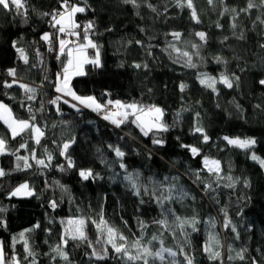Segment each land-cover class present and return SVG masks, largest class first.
Wrapping results in <instances>:
<instances>
[{
  "label": "trees",
  "instance_id": "16d2710c",
  "mask_svg": "<svg viewBox=\"0 0 264 264\" xmlns=\"http://www.w3.org/2000/svg\"><path fill=\"white\" fill-rule=\"evenodd\" d=\"M150 2L157 7L161 15L152 13L143 4L136 9L131 5L123 4L121 0H88L91 9L77 14L76 18L81 24L91 19L97 22V31L102 35H97L94 39L103 46L101 54L104 67L96 69L90 64L85 65L84 70L87 75L74 77L71 84L80 95L94 94L101 97V94L107 90L112 93V99H137L145 103H158L168 110L167 120L170 124L174 119V113L181 107L189 109L182 114L179 126L165 134L168 143L163 149L153 148L148 138L138 137L136 143H132L130 139L122 141L121 143L126 145L125 151H128L125 162L130 170L138 169L145 177L151 174H157V178L181 174V183L195 195L196 199L186 200L183 204L175 203L172 207L180 216L190 217L195 214L201 221L198 224L199 230L191 234L192 249L198 264H214L208 261L202 252V245L210 230L219 234L224 245L221 251L225 253V256L228 244H232L237 250L248 247L249 259L244 264H250V258L253 256L261 259V253H258L256 249L264 251V169L249 159V152L227 145L222 137L225 135L254 136L258 143L252 151L264 157V115L253 108V105L257 103L264 106V88L258 84L259 79L264 78V64L257 58V56L264 57V52H261L258 47L262 42L261 29L254 28L252 25V20L259 12H253L251 17L241 14L239 22L245 32V39L241 41L232 34L231 13L224 17L219 15L223 8L219 0H215L214 5H209L207 0H194L201 20L199 24L191 20L188 9L176 7L174 0H150ZM225 4L229 8H242L246 0H225ZM57 6L58 0H28L27 24H24L21 17L16 16L14 12L6 13L0 9V74L3 76L0 82L3 79H11L7 77L6 72L11 67H16L18 75L29 82H40L45 72L50 79L54 78V73L59 70L60 65L53 54L48 57L42 73L44 65L29 69V66L19 61L11 42L19 41L20 46L28 52L31 63H38L35 56L36 48L40 49L44 57L46 56L45 44L40 41L39 36L49 28L48 18L41 16L40 13L51 12ZM165 7H167L166 13ZM217 21L223 25L222 28L215 27ZM107 28L113 30L108 32ZM141 28L145 31L141 32ZM172 31L183 33L184 40L191 42H198V38L194 36L196 31H204L208 34V43L201 49V55L204 57L203 64L198 63V67L192 69L172 62L169 54L162 51L166 42L171 40V37L166 36L165 33ZM225 36L228 37L227 41L223 40ZM150 37L152 39H149ZM138 39L143 40L144 47L128 43L129 40ZM148 45H152L151 49H148ZM178 46L188 47L187 45ZM149 50L153 52V56L147 55ZM218 54L228 61L227 66L215 63L214 57ZM175 55L173 53V56ZM134 62L148 63L149 68L136 69L132 66ZM122 63L124 67H119ZM205 71L212 75H218L221 71L235 73L241 77L239 87L227 89L223 85H218L219 95L212 93L196 80L197 73ZM181 82L188 85L183 93L179 89ZM46 86L53 90L51 84ZM148 89H152V93H148ZM4 92L15 99H8ZM20 93L22 90L18 87L4 89L0 84V99L12 105L19 117L27 118L28 113L20 107ZM55 95L49 94L51 97ZM233 99L243 107L246 114L244 119L240 118L234 105L230 103ZM217 104L220 107H217ZM34 107H39V103L34 104ZM46 108L50 130L42 145L39 146L38 153L43 154L44 147L53 151L54 166L44 170V175H41L34 166L32 170L11 172L10 175L0 178V206L9 208L5 214L8 226L6 229L0 228V241H6L10 245L13 235L39 222L41 227L30 234V242L34 251L39 253L38 264H53L43 253L49 252L50 247L58 243L63 230L61 220L73 216L95 218L100 212L101 205L107 219L125 235L130 237L133 233L139 235L137 217L149 222L150 226L144 234L145 239L150 238L152 233H157L158 227L151 224V221L161 218L158 207L154 203H146L137 212L139 199L131 195L121 180L112 182L108 179L112 172L100 162L96 152L97 148H100L105 157L114 160V154L107 149V144L117 143L118 136L123 135L124 132L130 131L132 135L138 136L137 130L130 127L124 128L123 131L114 129L107 121L97 118L92 111L86 109L77 113L69 106L62 105L63 116H60L53 106L46 105ZM196 111L201 113V120L211 137L206 145L200 144V137L190 133ZM37 115L43 122L44 115ZM61 119L72 122L70 129H66L59 123ZM53 125L56 126L52 127ZM5 134V127L0 124V135ZM71 135L77 137V142L69 150L77 168L61 173L56 169L55 164L64 163V159L59 156V151L52 144V140L56 139L59 142ZM176 136H180L184 143L200 145L203 155L220 160L225 175L230 174L241 178L235 189L220 187L216 193L212 194L216 196L219 203L205 195L197 184H193L194 176L183 175L188 167L200 168L202 157H190L184 149L179 147ZM28 139V135L18 137L16 140L9 138V148L15 150L20 143ZM31 147L36 146L29 140V148ZM131 148H137L140 154L129 151ZM145 148L155 153L151 160L148 159ZM25 154V150L22 149L20 155ZM174 161L182 162L183 166L181 163H176L173 171ZM14 163V156H0V167L6 171H10ZM79 168H92L104 179L81 181L76 174ZM115 171H120L118 166H115ZM202 175L206 180L213 179L206 172ZM244 178L249 180L250 187H244L242 183ZM25 180L30 181L34 186L39 198L8 199V191ZM45 180L50 183L59 180L67 185L72 197L71 201L68 195L63 194L55 185L45 188ZM52 199L59 202L55 210L48 207ZM12 205L15 207L12 208ZM221 208H226L230 219L241 232L242 240H235L230 229L223 228ZM237 212H241V216H237ZM121 217L128 221L127 227L123 224ZM209 217H216L215 229H210L209 224L205 222ZM245 225H251V231L244 227ZM46 229L51 231H45ZM88 235L93 241L96 239V230L90 224ZM163 238L166 246L174 249L177 247V240L169 232H164ZM16 250L23 255L22 243L16 245ZM69 251L76 264H121V261L111 254L104 261H89L84 253L90 249L86 245L77 247L75 242H71ZM55 264H63V262L56 261ZM227 264H239V262L233 261ZM261 264H264V260Z\"/></svg>",
  "mask_w": 264,
  "mask_h": 264
},
{
  "label": "snow or ice",
  "instance_id": "6c2138e0",
  "mask_svg": "<svg viewBox=\"0 0 264 264\" xmlns=\"http://www.w3.org/2000/svg\"><path fill=\"white\" fill-rule=\"evenodd\" d=\"M121 2L131 5L136 9H139L143 4L152 13H155L157 16L161 15L157 7L150 0H121ZM207 2L209 5L215 4V0H207ZM219 2L223 5L219 15L224 17L231 13L230 27L232 34L236 39L241 41L245 39V32L239 22L241 14L251 17L253 12H259L255 16V19L252 20V25L254 28L259 27L261 29L260 36L262 42L258 47L261 52H264V0H246V4L242 8H229L225 4V0H219ZM174 3L178 8L188 9L193 22L196 24L201 23L194 0H174ZM0 9L6 13L14 12L16 16L21 17L24 24L28 23V0H0ZM90 9L91 5H89L88 0H58V6L52 9L51 12L40 13L41 16L48 18L49 26L53 29L51 32L43 31L39 36L40 41L47 45V51L54 55L55 60L60 65L59 70L54 73L53 79H50L47 72H45L38 85L35 82L29 84L24 82V78L18 75L16 67L6 70L7 77L11 79H3L0 84H2L4 89H12L15 86L22 90L23 97L20 107L28 113V116L27 118L19 117L12 105L0 99V124L6 129V134L0 135V156L11 155L15 157L14 167L10 171H6L0 167V178L10 175L11 172L32 170L34 166L41 175H44V170L54 166L55 156L53 151L44 147L43 154L38 153V148L46 137L47 125L41 121L37 114L43 116L47 110L46 105L53 106L56 113L60 116H63L62 105H67L77 113H80L83 109L95 112L114 129L123 131L126 127L135 128L138 136L132 135L130 131L124 132L123 135L118 136L117 143L107 144V149L114 154V160H109L105 157L103 150L100 148H97L96 152L100 162L112 172L108 179L112 182L121 180L131 195L139 199L137 212L146 203H154L158 207L161 218L151 221V224L158 227V232L152 233L150 238L145 239L144 234L150 226L149 222L137 217L139 235L135 233L131 237L125 235L124 232L107 219L103 205H101L100 212L95 218L93 216H73L61 220L63 230L58 243L50 247L49 252L43 253V255L48 256L53 264L56 261L63 262V264H76L69 251L71 242H75L77 247L86 245L90 249V251L84 253L89 261H104L111 254L114 258L121 261V264H157V262L159 264H198L192 249L191 234L199 230L198 224L201 221L195 214L190 217L180 216L172 207L175 203L183 204L186 200L194 201L196 199L195 195L181 183V174L179 173L157 178V174L145 177L143 172L138 169L130 170L129 165L125 162L128 151H125L126 145L121 143L127 139H130L132 143H136L138 137L148 138L153 148L157 150L163 149L168 143L165 134L179 126L182 114L189 111V109L181 107V109L174 113V119L170 124L167 120L168 110L155 102L145 103L143 100L137 99H112V93L107 90L101 94V97H97L94 94H78L71 84L72 77L87 75L84 70L85 65L90 64L96 69L104 67L101 54L103 46L94 39L97 35H102V33H98L97 31V22L91 19L81 24L76 18L77 14L84 13ZM164 12H167V7H165ZM215 27L219 29L223 25L217 21ZM238 29L239 34L237 35ZM112 30L111 28L106 29L108 32ZM140 31L144 32L145 29L141 28ZM165 35L170 36L171 40L166 42L162 51L169 54V58L172 59L174 64L178 63L185 68L196 69L198 63H204L201 49L208 43V34L206 32L196 31L194 33V36L198 38V42L184 40L183 33L179 31H172L165 33ZM149 39H152V37ZM223 40L227 41L228 37L225 36ZM128 43H135L142 47L145 46L143 40L139 39L135 41L129 40ZM178 45H187L188 47ZM11 46L17 54V59L22 61L24 65L29 66V69L45 65L44 55L39 48L35 49L38 63H31L28 52L24 47L20 46L19 41L13 40ZM147 47L151 49L152 45H148ZM173 53L176 55L173 56ZM147 55L153 56L154 54L149 50ZM194 57L196 58L195 61ZM257 58L264 64V57L257 56ZM214 61L218 65L223 64L227 66L228 64V61L219 54L214 57ZM132 66L136 69L147 70L149 68L148 63L134 62ZM119 67H124L123 63ZM241 71H244V69H241ZM240 79V76L235 73H228L227 71H221L218 75H212L206 71L198 72L196 75L197 82L203 88L210 89L212 93L217 95H219L218 85H223L227 89H234L239 87ZM47 84L53 86L56 95L45 101V86ZM258 84L264 88V78L259 79ZM186 88H188V85L181 82L179 85L180 91L183 93ZM148 93H152V89H148ZM9 99H15V97H9ZM37 102L39 103V107H34V104ZM230 103L234 105L240 118L244 119L246 114L241 104L236 102L235 99L230 101ZM217 107H220V105L217 104ZM253 108L264 115V106L260 103L253 105ZM59 123L64 125L66 129H70L72 122L61 119ZM89 123L93 122L89 121ZM55 126L53 125L52 127ZM190 133L193 136L200 137V144L203 145L208 144L211 139L201 120V113L199 111L194 113ZM24 135H28L29 139L20 143L15 150H11L9 148V138L16 140L18 137H23ZM61 136L63 137V133H61ZM175 139L179 147L184 149L190 157H202L200 168L193 169L188 167L183 175L194 176L195 180H193V184H197L205 195H208L210 199L219 203L216 196L212 195L216 193L217 189L220 187L235 189L237 182L241 178L233 177L230 174L225 175L220 160L203 155L202 148L198 144L184 143L180 136H176ZM222 139L229 146L249 152V159L258 163L260 168L264 169V157L252 151L258 143L254 136L230 137L225 135ZM29 140L36 147L29 148ZM76 142V135H71L59 142L56 139L52 140V144L59 151V156L64 159V163L55 164L56 169L61 173H66L69 170L77 168L69 151ZM22 149L25 150V155H20ZM129 151L137 155L140 154L137 148H131ZM145 151L147 152L148 159L151 160L155 153L147 148H145ZM176 163H181V166H183L182 162L174 161L173 171L175 170ZM115 166H118L119 172L115 171ZM204 172L213 179L206 180L202 175ZM76 174L81 181L85 182L104 179L100 173L95 172L92 168H79ZM242 183L245 188L250 187V182L247 178H244ZM53 185L59 188L63 194L68 195L71 201L72 197L67 185L61 183L59 180L52 181L51 183L45 180V188H51ZM13 197L39 198V195L30 181L25 180L8 191L7 198L11 199ZM58 203L57 200L52 199L49 201L48 207L55 210L58 207ZM11 207L14 208L15 205ZM8 211L9 208L7 206H0V228L6 229L8 226L5 219V214ZM220 212L223 213V228L226 230L230 229L234 234L235 240H242L241 232L232 219H230L226 208H221ZM241 214V212L236 213L237 216H241ZM121 220L127 227L128 221L124 220L123 217H121ZM205 222L209 224L210 229H215L216 217H209ZM89 224L96 230V239L94 241L88 235ZM40 227L41 225L37 222L31 228H25L13 235L10 245L6 241H0V264H38L39 253L33 249L30 242V234ZM244 227L251 231V225H245ZM45 231L50 232L51 229H46ZM164 232H169L177 240V247L175 249L165 245ZM19 243L23 245V255L16 250V245ZM223 247L224 245L221 242L219 234L210 230L205 243L202 245V252L205 254L207 260L214 262V264H227V262L233 261L244 264L249 259L247 255L249 249L246 246L237 250L232 244H228L226 256L221 251ZM256 251L261 253V259L253 256L250 258V264H261L262 260H264V251L259 248Z\"/></svg>",
  "mask_w": 264,
  "mask_h": 264
},
{
  "label": "built area",
  "instance_id": "2783aa9c",
  "mask_svg": "<svg viewBox=\"0 0 264 264\" xmlns=\"http://www.w3.org/2000/svg\"><path fill=\"white\" fill-rule=\"evenodd\" d=\"M47 31H49V32H51V31H53V29H51L50 28V26H49V28H48V30ZM90 52H91V50H89ZM45 54H46V56L44 57V59H45V61H47V59H48V57L49 56H51L52 55V53H49L48 51H47V45H45ZM44 68H45V65L43 66V68H42V73L44 72ZM2 75L0 74V80L2 79ZM24 82H26V83H29V84H32L33 82H29V81H26V80H24ZM40 82H35V84H39ZM46 87V92H45V95H44V99H45V101L47 100V99H50V98H52L51 96H49V94H56L55 92H54V90H52L51 88H49V87H47V86H45ZM5 93H7V92H4V95H5ZM8 99H9V97H11V96H9L8 95V93H7V95H5ZM22 97H23V92L22 93H20V97L19 98H21L20 100H22ZM47 109V108H46ZM48 109L46 110V112L43 114L44 115V120H43V123H45L46 125H47V129H46V136H47V134H48V132H49V127H50V123H49V118H48ZM93 114H94V116H96L97 118H99V119H101L95 112H93Z\"/></svg>",
  "mask_w": 264,
  "mask_h": 264
},
{
  "label": "crops",
  "instance_id": "0c3cea01",
  "mask_svg": "<svg viewBox=\"0 0 264 264\" xmlns=\"http://www.w3.org/2000/svg\"><path fill=\"white\" fill-rule=\"evenodd\" d=\"M54 90V89H53ZM6 103V102H5ZM86 110H88V109H86ZM88 111H90V110H88ZM20 184V183H19Z\"/></svg>",
  "mask_w": 264,
  "mask_h": 264
},
{
  "label": "rangeland",
  "instance_id": "374dc122",
  "mask_svg": "<svg viewBox=\"0 0 264 264\" xmlns=\"http://www.w3.org/2000/svg\"><path fill=\"white\" fill-rule=\"evenodd\" d=\"M74 77H76V76H74ZM74 77H72V79H73Z\"/></svg>",
  "mask_w": 264,
  "mask_h": 264
}]
</instances>
